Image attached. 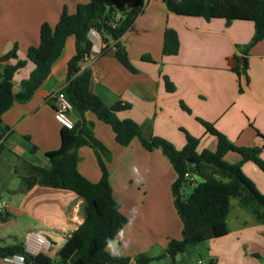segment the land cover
<instances>
[{
  "label": "crops",
  "instance_id": "obj_1",
  "mask_svg": "<svg viewBox=\"0 0 264 264\" xmlns=\"http://www.w3.org/2000/svg\"><path fill=\"white\" fill-rule=\"evenodd\" d=\"M88 1L0 0V57L15 49L18 59L25 60L30 47L40 46L42 35L52 37L64 8L73 14L78 4ZM134 1L121 0L118 18ZM169 2L173 10L163 0H145L142 13L121 37L133 70L114 56L111 40L105 54L91 53L80 63L81 70L91 71V92L108 107L129 104L117 116L137 123L145 139L159 137L181 150L189 135L198 139L197 153L214 152L217 139L206 132L203 123H207L237 147H259L264 161V39L249 46L254 25L247 1L221 0L208 20L202 15L206 0ZM166 29L177 34L175 55L162 53ZM74 54V38L68 37L32 98L15 103L2 115L7 130L0 142V201L5 203L0 210V245L22 244L26 232H42L54 244L45 255L54 264L59 249L83 222L84 201L65 189L34 185L18 192V188L31 166H48L44 154L60 146L62 127L54 119L53 95L66 85L67 63ZM243 58L246 70L237 62ZM236 65L239 73L233 69ZM34 67L26 61L14 74V92ZM166 80L172 91L166 89ZM70 118L77 121L73 111ZM85 119L93 123L94 136L110 152L106 167L112 196L128 219L109 243L116 256L137 264L140 255L164 254L168 241L179 240L182 230L171 193L177 177L172 165L159 149L147 151L137 139L126 147L118 145L110 126L92 113H85ZM77 153L78 172L97 183L101 173L94 151L83 146ZM223 160L234 164L241 156L228 152ZM241 171L264 194V172L251 161L243 163ZM232 199L226 218L228 233L206 241V259L209 264H264V224ZM113 248L108 245V253ZM178 255L174 260L165 256L156 261L175 264ZM0 264L14 263L0 259Z\"/></svg>",
  "mask_w": 264,
  "mask_h": 264
},
{
  "label": "trees",
  "instance_id": "obj_2",
  "mask_svg": "<svg viewBox=\"0 0 264 264\" xmlns=\"http://www.w3.org/2000/svg\"><path fill=\"white\" fill-rule=\"evenodd\" d=\"M169 10L174 6L169 0H163ZM221 0H206L202 15L209 19L214 8ZM252 13L254 36L251 42L264 39V0H245ZM121 0H89L78 4L76 11L69 14L64 8L58 22L53 28L50 39L42 35L39 47H30L25 60L16 56L12 49L0 57V137L7 130L2 124V115L15 103L28 102L35 90L48 77L51 67L59 58L65 41L73 37L75 54L69 59L66 71V85L60 90L72 106L77 117L73 128L61 129L60 146L56 150L44 154L48 166H31L27 177L20 179L18 192L29 190L34 185L54 189H65L83 199L84 219L81 225L71 234L65 244L57 252L55 264H128L129 259L113 256L107 246L124 228L128 219L120 212L112 196L108 180L106 162L110 160L109 150L94 136L93 123L85 119L89 112L94 117L110 126L115 141L122 147L128 146L137 139L141 146L152 151L159 149L168 159L176 172L171 193L173 205L182 222L181 238L168 241L165 253L154 258L140 255L137 264H149L169 256L174 260L177 254L184 253L189 246L220 238L228 233L226 218L230 209V200L235 198L239 205L247 209L260 224H264V194L256 189L254 183L241 171L247 161L253 162L264 172V161L260 158L259 147H237L217 131L212 125L203 123L207 133L217 139L214 152L203 150L197 153L198 139L186 135V144L181 150L175 149L171 143L153 137L145 139L137 123L130 119H119L117 112L129 109V104L116 103L108 107L90 90L91 71L81 70L80 63L89 58L91 43L87 38L89 29L94 28L101 33L106 47L100 54H105L113 43L114 56L126 68L133 70L124 52L121 37L132 27L136 18L142 13L145 0H135L123 17H119ZM178 37L174 30L166 29L163 37V55H175L178 51ZM15 60L14 64H10ZM26 61L34 64V69L27 79L20 83L19 91H13L14 74L25 66ZM241 61L243 70L247 68V59ZM236 73L237 65L233 68ZM168 91L172 86L165 81ZM90 147L96 156L100 169V179L92 183L85 179L77 169L78 149ZM228 152H235L241 160L228 164L223 160ZM199 176L202 182L197 184L191 193L184 195L183 190L191 184L185 174ZM1 215V213H0ZM1 219V217H0ZM22 255L26 264H35L34 257L25 253L22 244L10 246L0 245V259ZM50 261V260H49Z\"/></svg>",
  "mask_w": 264,
  "mask_h": 264
},
{
  "label": "built area",
  "instance_id": "obj_3",
  "mask_svg": "<svg viewBox=\"0 0 264 264\" xmlns=\"http://www.w3.org/2000/svg\"><path fill=\"white\" fill-rule=\"evenodd\" d=\"M121 7V6H120ZM87 38L91 43V53L100 54L106 47L101 33L96 29L91 28L87 33ZM53 107H54V119L63 128L71 130L73 128V121L70 118L72 113V106L61 91H58L53 95ZM1 142V137H0ZM185 178L190 183L194 180L188 173L185 174ZM5 207V203L0 201V210ZM23 249L25 253L35 257L37 255H46L52 251L54 244L45 234L39 231H28L23 236ZM6 261L14 264H26L22 255H14L4 258Z\"/></svg>",
  "mask_w": 264,
  "mask_h": 264
},
{
  "label": "rangeland",
  "instance_id": "obj_4",
  "mask_svg": "<svg viewBox=\"0 0 264 264\" xmlns=\"http://www.w3.org/2000/svg\"><path fill=\"white\" fill-rule=\"evenodd\" d=\"M194 182L191 184H188L184 190L183 193L185 196L189 195L193 188L202 182V179L199 176L193 177ZM232 201H236V199H232ZM206 246L207 242H201L197 245L189 246L188 250L184 254H179L177 258V262L175 264H198V261H201L200 264H209L208 260L206 259ZM155 254V253H154ZM52 264H54L53 259H50ZM152 264H169V262L164 261H156Z\"/></svg>",
  "mask_w": 264,
  "mask_h": 264
},
{
  "label": "water",
  "instance_id": "obj_5",
  "mask_svg": "<svg viewBox=\"0 0 264 264\" xmlns=\"http://www.w3.org/2000/svg\"><path fill=\"white\" fill-rule=\"evenodd\" d=\"M35 264H50L49 259L44 255H37L33 259Z\"/></svg>",
  "mask_w": 264,
  "mask_h": 264
},
{
  "label": "clouds",
  "instance_id": "obj_6",
  "mask_svg": "<svg viewBox=\"0 0 264 264\" xmlns=\"http://www.w3.org/2000/svg\"><path fill=\"white\" fill-rule=\"evenodd\" d=\"M109 248H113V246L109 244ZM111 254H112L113 256L118 255V253L114 250V248H113V251H112Z\"/></svg>",
  "mask_w": 264,
  "mask_h": 264
}]
</instances>
